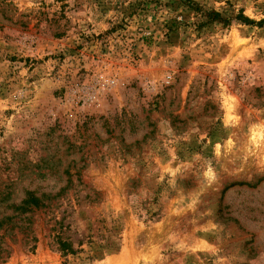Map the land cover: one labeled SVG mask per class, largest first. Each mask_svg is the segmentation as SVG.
<instances>
[{
  "label": "rangeland",
  "instance_id": "1",
  "mask_svg": "<svg viewBox=\"0 0 264 264\" xmlns=\"http://www.w3.org/2000/svg\"><path fill=\"white\" fill-rule=\"evenodd\" d=\"M238 16L264 0H0V219L64 188L0 264H264V24Z\"/></svg>",
  "mask_w": 264,
  "mask_h": 264
},
{
  "label": "trees",
  "instance_id": "2",
  "mask_svg": "<svg viewBox=\"0 0 264 264\" xmlns=\"http://www.w3.org/2000/svg\"><path fill=\"white\" fill-rule=\"evenodd\" d=\"M235 21L243 25L260 26L264 24V21L255 23L242 16H238ZM62 191H64V188H61L59 192L54 195L41 193L39 196H37V193L35 191H25L24 197L19 201V203H11L8 205V208L12 211V214L0 219V228H2L6 224H9L10 230L15 227L19 231H24V233H26L30 227V219L28 217V214H32L33 211L46 208L50 201L58 196ZM7 195L8 194H6L5 196ZM16 217L20 218L18 220V222H21L20 226H15L13 222L14 218ZM63 221V217L60 218V220H54L53 226L49 230V237L51 239V245L55 246V249L64 256L68 254H74L75 250L73 248L72 242L70 241V238L68 237V235H66V229L68 226H63ZM31 240L34 241V238H31ZM79 244L80 243H78V246Z\"/></svg>",
  "mask_w": 264,
  "mask_h": 264
}]
</instances>
